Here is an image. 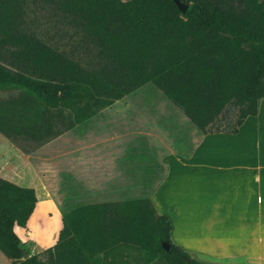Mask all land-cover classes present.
Instances as JSON below:
<instances>
[{
	"label": "trees",
	"instance_id": "16d2710c",
	"mask_svg": "<svg viewBox=\"0 0 264 264\" xmlns=\"http://www.w3.org/2000/svg\"><path fill=\"white\" fill-rule=\"evenodd\" d=\"M179 1L182 13L173 0H0V133L27 152L146 83L201 133H236L264 97V0ZM36 10L54 33L71 32L69 48L38 34ZM35 201L33 188L0 176V252L11 264H100L117 243L138 246L144 264H207L170 240L144 195L61 203L55 243L22 258L14 227Z\"/></svg>",
	"mask_w": 264,
	"mask_h": 264
},
{
	"label": "crops",
	"instance_id": "0c3cea01",
	"mask_svg": "<svg viewBox=\"0 0 264 264\" xmlns=\"http://www.w3.org/2000/svg\"><path fill=\"white\" fill-rule=\"evenodd\" d=\"M145 85L147 83L81 121L86 126V158L97 160L93 166L86 161V169L93 167L101 170L103 185L152 186L149 195L151 204L157 213L167 216L170 240L185 250L190 258L207 264H264V161L249 160L251 142L259 132L264 144V97L258 99L256 113L246 116L236 133L203 134L160 91L159 96L153 98L147 95L134 98L137 93H143ZM182 119L190 126L187 135L180 136V144L176 141L172 144L170 137L162 133L168 125L177 124H171L175 121L184 124ZM70 128L62 130L54 139L58 141L59 137L65 136L63 131ZM0 135L5 143H11L2 133ZM241 135L245 147L242 158H236V161H214L215 146H202L209 137L214 138L213 142L230 140L232 143L224 153V159L228 153L233 156L234 149H237L234 141L239 140ZM188 168L199 171L193 172ZM156 169L161 170L160 174L153 172ZM173 175L178 176V180L172 183L169 179H173ZM202 182L209 186V190L206 188L204 194H197L196 190ZM160 186L169 200L165 204L161 202V211L152 197ZM220 186L226 187L222 194H219ZM25 187L33 188L36 201L25 226H15L14 231L31 229L32 235L39 236L42 243L52 239L51 246L57 239L56 232L61 227V221L60 227L56 226L52 232H38L32 219L39 203L50 202L55 205L56 212L58 210L56 218L60 220V206L53 201L49 184L41 181L39 185ZM184 187L189 190L185 196L182 195ZM46 214L50 217V213ZM131 246L117 243L106 249L101 253L100 264H109L110 261L113 264L114 260L118 264L123 255L134 249ZM138 264L144 262L139 260ZM151 264L167 263L155 258Z\"/></svg>",
	"mask_w": 264,
	"mask_h": 264
},
{
	"label": "rangeland",
	"instance_id": "374dc122",
	"mask_svg": "<svg viewBox=\"0 0 264 264\" xmlns=\"http://www.w3.org/2000/svg\"><path fill=\"white\" fill-rule=\"evenodd\" d=\"M36 11L37 12H33V14L31 15L29 14V17L31 20L34 21L35 26L38 30V34L43 38L49 35L50 37H52V40H55L56 43L59 44L60 48H69L71 42L69 34L71 32L67 30L64 32L54 33V28L52 27V24L48 21V19L42 17V15H44V12L38 10ZM142 91V94L137 93V95H134V98H139V96L142 95L152 96V98L154 96H159L157 95L159 94V90L155 88L151 83H147V85H145V88H143ZM0 94L5 95L6 92H0ZM100 109L103 108H98L94 112V114ZM102 112L104 113V111ZM231 112L232 115L234 110H231ZM97 122H99V120ZM178 122L175 121L171 123H177L175 124L176 126L168 125V128L165 129L162 133L163 135L166 134L170 137V142H172V144L174 141H176L175 143L180 144L182 141L181 139H179L180 136L184 134L187 135L189 125L184 120L183 122H185V125L180 121ZM70 126L71 128L69 130L63 131L65 136L59 137L58 141L54 139V137H56L55 135L49 138L45 143H43L44 145L38 144L35 146H31L28 148L29 151H22L23 153L19 151L17 149V146H15V144H13L12 142L5 143L3 140L4 138L0 135V175L5 178L11 179L12 181H10L15 184L17 182L18 185L21 186L39 185L41 184V181L46 184H49L52 191V199L56 204H58V206H61V203L65 201L79 202L86 200H119L134 195H144L149 197L152 188V186L150 185L144 184L125 186L115 184H101V170H95L93 169V167L86 169V161L89 162L92 166L97 161L91 158H86V126H83L81 122H78L74 125L71 124ZM177 127H179V130L177 129ZM46 136L47 135L44 134L43 136H40L38 140H42L43 138H46ZM261 137L262 136L259 132V134H257V136L254 138V142H251V158H249V160L252 162L258 160L264 161V144L262 142ZM177 139H179L180 141L177 142ZM213 140L214 138H207V140L203 143L202 146L208 145L207 147L209 148H212L211 145L215 146L213 149L214 161H236V158H242L243 148L245 147H243V135L239 137V140H236L235 138L234 140L236 141L233 140L234 146L235 148H237L234 150L241 151V153H237L234 151L233 156L232 153H228L224 156V159L223 155L229 149L228 147L231 145L232 142L230 140L228 142H213ZM33 142H30V145H32ZM87 154L89 155L90 153ZM231 157H234V159H232ZM55 166H57V168H55ZM188 169L190 170V168ZM190 171L198 172L199 170L192 169ZM141 172H145V170H141ZM153 172L158 175L160 174L161 170L156 169L153 170ZM85 173L86 176L84 175ZM172 177L173 179H169L172 183L173 181L178 180V176L175 177V175H173ZM218 185H220L219 181ZM206 188L209 190V186L205 185L204 182H202L198 186L196 193L200 194L201 192L202 194H204L206 192ZM224 190H226V187L220 186V193L218 191L217 192L219 194H222ZM187 191L189 193V190L184 187L182 195L185 196L187 194ZM153 194L154 195L152 197L154 199L155 206L158 208L159 211H161L163 209L162 204H165L169 200L165 196L164 190H162L161 186L156 189ZM158 194H162L160 198L157 197L159 196ZM174 200H176V198H174ZM54 206L55 205H52V203L50 202H41L38 204V207L32 219L35 220L34 222L36 223V231L52 232L56 229V226L60 227V220H57L56 218L58 210L56 212ZM46 212L50 213V217L47 216ZM32 232L33 231L28 228L17 229L16 231L21 241L22 248L28 255L40 254L41 251L46 248L45 246H50L53 241L52 239H49L48 241H45V243H42V239L34 233L33 236ZM131 247L134 249L128 251V254L123 255V260H120L118 264H121L120 262H122V264H130L131 262L133 264H138L139 260L143 261L140 249L137 246L133 245ZM126 248L130 249V247ZM112 263L116 264V261L114 260ZM0 264H10L8 258H6L1 253ZM109 264H111V261L109 262Z\"/></svg>",
	"mask_w": 264,
	"mask_h": 264
},
{
	"label": "water",
	"instance_id": "95a60500",
	"mask_svg": "<svg viewBox=\"0 0 264 264\" xmlns=\"http://www.w3.org/2000/svg\"><path fill=\"white\" fill-rule=\"evenodd\" d=\"M174 3L176 4L178 10L182 13L184 12V10L186 9V4H183L182 2H180L179 0H173ZM27 255L25 253L22 254V258H26ZM185 262L189 261V257H184Z\"/></svg>",
	"mask_w": 264,
	"mask_h": 264
}]
</instances>
